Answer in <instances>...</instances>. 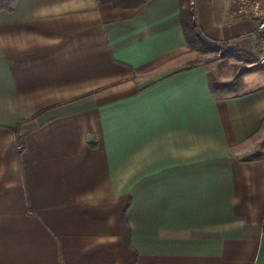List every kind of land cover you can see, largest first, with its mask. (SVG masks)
I'll use <instances>...</instances> for the list:
<instances>
[{
  "label": "crops",
  "instance_id": "obj_1",
  "mask_svg": "<svg viewBox=\"0 0 264 264\" xmlns=\"http://www.w3.org/2000/svg\"><path fill=\"white\" fill-rule=\"evenodd\" d=\"M194 2L247 64L231 94L212 93L179 0L0 10V264H126L124 209L134 264H264V33Z\"/></svg>",
  "mask_w": 264,
  "mask_h": 264
},
{
  "label": "trees",
  "instance_id": "obj_2",
  "mask_svg": "<svg viewBox=\"0 0 264 264\" xmlns=\"http://www.w3.org/2000/svg\"><path fill=\"white\" fill-rule=\"evenodd\" d=\"M15 0H0V10L10 11L13 9ZM100 3L110 2L115 7H138L142 5L145 0H99ZM180 3V23L182 26V31L184 38L187 44L195 51L199 53H207L214 51H221V46L218 42L212 41L206 34H204L197 22L196 14L194 10V5L190 4V0H179ZM224 51V49H222ZM225 55L227 56L229 51L225 50ZM209 85L212 93L216 96H225L233 92L232 86L230 84H224L217 81H213L211 78L209 80ZM228 89H231L230 92H227ZM35 115L29 117L24 122L16 125L14 127L15 132L17 133L18 143L23 145V139L25 134L33 127L36 126L34 123ZM21 134H18V132ZM20 151V149H19ZM122 226L124 230V247L126 251V264H134L136 260V250L133 248L131 243V231L127 223L125 216V209L121 215ZM262 228L264 230V214L262 221Z\"/></svg>",
  "mask_w": 264,
  "mask_h": 264
},
{
  "label": "rangeland",
  "instance_id": "obj_3",
  "mask_svg": "<svg viewBox=\"0 0 264 264\" xmlns=\"http://www.w3.org/2000/svg\"><path fill=\"white\" fill-rule=\"evenodd\" d=\"M199 54L202 60L209 62L210 78L213 81H216L217 76L222 78H230V82L226 83H230L232 86H235L237 88L239 87L238 85H240L241 82V75L244 74V72L247 70V64L246 62H244L243 57H222V55H225V52L222 49L221 51ZM230 91L231 89L227 90V92Z\"/></svg>",
  "mask_w": 264,
  "mask_h": 264
},
{
  "label": "built area",
  "instance_id": "obj_4",
  "mask_svg": "<svg viewBox=\"0 0 264 264\" xmlns=\"http://www.w3.org/2000/svg\"><path fill=\"white\" fill-rule=\"evenodd\" d=\"M230 15L234 18L250 21L255 30L264 33V0H229ZM194 5V0H190ZM255 62L264 65V37L261 40V47L255 57ZM20 148V145H18Z\"/></svg>",
  "mask_w": 264,
  "mask_h": 264
}]
</instances>
